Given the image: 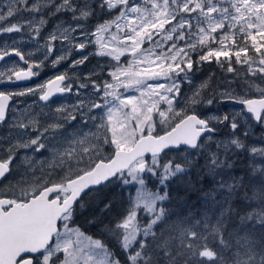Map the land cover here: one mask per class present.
Listing matches in <instances>:
<instances>
[{"label": "snow or ice", "instance_id": "1", "mask_svg": "<svg viewBox=\"0 0 264 264\" xmlns=\"http://www.w3.org/2000/svg\"><path fill=\"white\" fill-rule=\"evenodd\" d=\"M11 34L37 46L25 53L16 40L0 44V62L13 56L22 62L0 70V89L38 76L34 69L57 44L61 55L53 67L89 46L91 55L115 63L100 66L109 79L85 77L89 83L77 86L72 110L44 111L54 93L73 90L64 74L24 90H0V125H7L0 183L14 171L20 177L0 188V264H264V132L248 142L256 127L264 130V0H0V36ZM37 52L43 60L33 59ZM126 53L132 59L124 64ZM213 61L234 79L214 86L210 76L182 95L194 66ZM89 87L92 93L80 99ZM30 95L44 107L14 99ZM217 102L240 109L198 111ZM157 123L166 125L162 134ZM173 149L188 156L164 160L161 154ZM240 153L247 155L245 174L225 178ZM190 169L214 181L204 210L169 214L166 186ZM147 176L163 191L149 190ZM113 181L137 185L135 196L114 216L113 202L101 199L108 222L88 223L98 222L120 254L75 219L83 195ZM237 197L244 209L233 206Z\"/></svg>", "mask_w": 264, "mask_h": 264}, {"label": "rangeland", "instance_id": "2", "mask_svg": "<svg viewBox=\"0 0 264 264\" xmlns=\"http://www.w3.org/2000/svg\"><path fill=\"white\" fill-rule=\"evenodd\" d=\"M104 19H110V17L105 16ZM48 30H50V27H49V29L45 30V32L42 33V36H46ZM113 31H114V29H113ZM121 39H122V37H121ZM13 40L17 41V46L20 47L21 50L24 51L25 53H29V52L35 51L36 46H37L36 42L35 41H30L27 35L11 34V35H2V36H0V44L11 43V41H13ZM40 43H43V40H41ZM146 46H147V44L146 45H142V47H146ZM59 48H60V45L57 44L56 45V49L57 50L55 51L54 55L49 57V59L44 60L43 65L39 69H34V70H37L39 72V75L37 76L36 79H34L32 81L31 84H29L27 86H24V87H20L18 89H15V88H13V87H11L9 85L8 86L6 85V86H4L3 89L8 90V91L24 90V89H27V88H30V87H36L37 85L44 84L48 80L53 79L55 76L64 74L67 77H69V81L67 80L66 83L67 84H71L73 90L71 91L70 94L66 93L64 95L58 96L57 98H55L52 101H48L46 103L47 107L44 108V111L47 112V111H50V110H55L58 107L67 108L69 110H72L73 106L78 101V96H77V93H76L77 86L80 85V84L89 83V81H87L85 79L86 76H88L89 74H93L92 75V79L97 80V82H100L101 80L109 79V77L107 75V68H105L104 71L101 73V68H100L99 64L101 63V61H103V59L107 60L106 64H104V65H107L109 63H113L114 64L115 61L112 60L110 57H106L105 58V57H100V56H97V55H91V53H93L95 51V49L92 46L87 47L86 49L82 50V52L73 51L71 53V55L66 60L62 61L61 63H59L58 65L53 67L52 66V60L55 59L56 56L61 55V52L59 51ZM233 50H235V49H233ZM83 56H88V60L85 61V63L82 64V65L73 66L72 62L75 61V60L81 59ZM33 59H35V60H43L44 57H43V54L41 52H37L36 56L33 57ZM131 59H132L131 55L126 53V56L121 58V62L126 64L127 61L131 60ZM192 59L193 60L198 59V56L196 54H193ZM14 63L22 64V62L18 61V58L10 57L9 59H7L5 61L4 64L1 63L0 70H3L4 68L13 65ZM196 68H197V65L194 66V70H196L197 73H198V71H200V72L203 71L202 68H199V67L197 69ZM192 72L189 74L190 83L189 82L182 83V87H181L182 95L190 96L192 94V92H194L201 85L202 82H204L205 80H208V78L205 79L204 75H202V76L198 75V78H193L194 74ZM212 79H213V77H212ZM228 80H230V79H228ZM257 82L259 83V81H257ZM212 84L215 86L217 83L216 84L212 83ZM3 89H0V90H3ZM237 91H240V90L237 88ZM91 93H92L91 87H89L87 89H81L80 90V94H79V98L83 99L85 96H88ZM207 94L211 95L210 92L207 93ZM16 102L17 103L22 102V103H26V104H32L33 102H35L37 111H39L40 108L44 107V102H40L38 100V95L17 97V101ZM225 106L230 112H235V111H238L240 109V106H236L234 104L226 105V103L217 102V103H214L213 105H210V106H201L198 109V111L202 112L204 115H212V114L220 115L218 111L220 109L225 111L226 110V109H224ZM164 107H166V105ZM221 114H223V113H221ZM76 123H77V126H79V118L77 119ZM165 128H166V125L165 126H161L159 123H157L156 129L160 133H163V130ZM69 130L71 131V129H69ZM85 130L87 131V129H85ZM6 131H7V125H0V135L5 134ZM223 131H224V133H227L229 131V129L225 128ZM262 132H264V130H262L259 127H256L254 129V133H255L254 137L249 138L248 142L249 143L258 142ZM175 152L177 154V155H175L176 156L175 159H178V160H181V161L183 160V158L188 156V153L184 152V151H181V152L175 151ZM28 154L32 155V153H28ZM242 155H244V153H242ZM236 157L237 156L233 157L234 161H237ZM35 158L37 160L42 159V157H40L39 155H37ZM16 163L19 164L20 161L18 160ZM201 163H203V161H201ZM231 170L225 173V178H227L228 176L231 175ZM21 171H23V169H21ZM192 171L200 172L197 169H190L184 175L185 176L192 175V173H193ZM200 173L203 174V172H200ZM12 175L15 176L16 180L20 178L19 176L16 175L15 171H14V173ZM178 177H180V176H178ZM182 177H184V176L182 175ZM208 178L210 180V177H208ZM211 181H213V180H211ZM151 182L154 183L155 188L160 189V186H159L157 178L156 177H152V176H147L146 177V185H147V188L149 190L155 191V189H153V186L151 185ZM124 187H127L126 190H127L128 198L130 196H135V190H136L137 185L129 184V185H124ZM166 188H167V186H166ZM160 190L163 191V189H160ZM144 221H146V220L144 219Z\"/></svg>", "mask_w": 264, "mask_h": 264}, {"label": "trees", "instance_id": "3", "mask_svg": "<svg viewBox=\"0 0 264 264\" xmlns=\"http://www.w3.org/2000/svg\"><path fill=\"white\" fill-rule=\"evenodd\" d=\"M106 62L107 60L103 59L99 66L106 64ZM198 67L202 68L203 71H210L208 72V74L209 77H213L212 83L214 84H223L225 80L234 79L233 74L227 73L214 61L210 63L205 62L201 65H197V68ZM234 67L241 69V74H243L241 66L234 65ZM193 71L197 73L196 70ZM199 72L200 71H198V73ZM234 87L237 86L234 85ZM237 88L241 91L239 87ZM175 155H177L175 151H167L162 155V158L164 160L173 159L177 162H181V160L175 159ZM241 155L242 153H240L236 157L237 161L234 164L233 169L231 170L230 176L240 177L245 174L247 155L246 153H244V155L242 156ZM192 172V175H183L184 177H176L168 183L166 188L168 193V199L164 202L163 206L169 212V214H180L181 216H184L191 213H199L204 210V194L213 187L214 181H211L213 180L211 177L209 180V178L205 176L204 173L201 174L200 172ZM13 176L14 175L9 177V179H11ZM151 185L153 186V189H157L155 188L153 182H151ZM126 189L127 187H124V185H122L121 183L113 181L110 184H106L102 189H100L98 193L95 191L88 192L86 195L83 196V199L81 201V203L84 204V207L81 209L79 205H77V214L75 218L76 224L79 225L86 234L104 240V242L107 243L108 246L113 251H116L118 254L120 253L116 241L110 239L108 236L101 235V226L98 222L96 226H93L89 224L88 221L94 218H104L101 217L100 212V209L103 207V205L100 204L99 201L101 199H104L105 197L107 198V200L112 201L114 204L113 213L109 215L114 216L117 211H123L126 207H128L129 198ZM245 205L246 202L242 201L240 197H237L236 203L233 206L238 209H244ZM139 218L141 219V222H143L144 219L146 220V217L144 216L143 212L139 213ZM104 222H108L107 218H104ZM121 258L123 259L122 255Z\"/></svg>", "mask_w": 264, "mask_h": 264}, {"label": "flooded vegetation", "instance_id": "4", "mask_svg": "<svg viewBox=\"0 0 264 264\" xmlns=\"http://www.w3.org/2000/svg\"><path fill=\"white\" fill-rule=\"evenodd\" d=\"M14 57V56H13ZM1 63H5V61H3V62H0V65H1ZM2 64V65H3ZM1 67V66H0ZM208 72H210V71H202V72H200L199 74L198 73H196V72H192L193 74H194V76H193V78H198V75H200V76H202V75H204L205 76V79L206 78H208L209 77V74H208ZM37 78V76L36 77H33V78H31V79H29V80H26L25 82H17L15 85H9V86H11V87H13V88H15V89H18V88H20V87H24V86H27V85H29V84H31L32 83V81L34 80V79H36ZM68 81H69V77H68ZM4 86H6V85H4ZM8 86V85H7ZM3 90H5V89H3ZM66 93L68 94H70L71 92H67L66 91ZM65 93V94H66ZM58 97V96H57ZM57 97H54L53 99H51L50 101H52V100H54L55 98H57ZM15 99V101H17V97L16 98H14ZM228 104H231V103H226V105H228ZM236 106H238V105H236ZM224 109H226L225 111H223L222 109H220L218 112H219V114H221V113H227V112H230L227 108H226V106H225V108ZM225 128H222L221 129V132L222 133H224V130ZM14 173V172H13ZM12 173V174H13ZM9 177H11V176H9ZM9 177L6 179V180H3V182L2 183H0V188H6L8 185H9V183H12V184H15V182H16V178L14 179V177L15 176H13L11 179H9Z\"/></svg>", "mask_w": 264, "mask_h": 264}, {"label": "water", "instance_id": "5", "mask_svg": "<svg viewBox=\"0 0 264 264\" xmlns=\"http://www.w3.org/2000/svg\"><path fill=\"white\" fill-rule=\"evenodd\" d=\"M79 52H82V51H79ZM22 82H25V81H22ZM66 92H64V93H54L53 94V96L52 97H50V100L51 99H53L54 97H57V96H60V95H64ZM49 100V101H50ZM45 103V102H44ZM47 103V102H46ZM229 103H231V104H234V105H238V106H240L238 103H234V102H229ZM162 134V133H161ZM167 151H176L175 149H173V150H165V152H167ZM163 154V153H162ZM161 154V155H162ZM84 196V195H83Z\"/></svg>", "mask_w": 264, "mask_h": 264}]
</instances>
